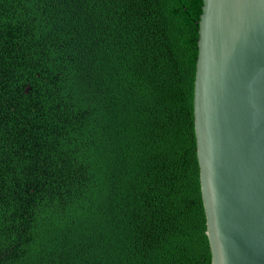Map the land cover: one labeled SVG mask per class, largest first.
<instances>
[{"label": "trees", "instance_id": "trees-1", "mask_svg": "<svg viewBox=\"0 0 264 264\" xmlns=\"http://www.w3.org/2000/svg\"><path fill=\"white\" fill-rule=\"evenodd\" d=\"M202 6L0 0V264H211Z\"/></svg>", "mask_w": 264, "mask_h": 264}, {"label": "water", "instance_id": "water-1", "mask_svg": "<svg viewBox=\"0 0 264 264\" xmlns=\"http://www.w3.org/2000/svg\"><path fill=\"white\" fill-rule=\"evenodd\" d=\"M197 47L194 133L211 264H264V0H203Z\"/></svg>", "mask_w": 264, "mask_h": 264}]
</instances>
